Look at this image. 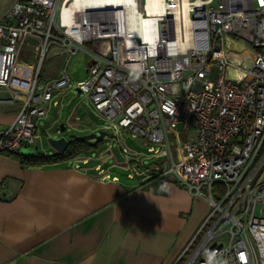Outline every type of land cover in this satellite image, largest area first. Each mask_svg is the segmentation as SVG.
<instances>
[{
    "label": "built area",
    "instance_id": "built-area-1",
    "mask_svg": "<svg viewBox=\"0 0 264 264\" xmlns=\"http://www.w3.org/2000/svg\"><path fill=\"white\" fill-rule=\"evenodd\" d=\"M29 40L65 65L43 81L31 66L13 87ZM80 50L91 59L77 90L105 122L94 140L119 149L128 177H171L209 203L178 264H264V0H16L0 20V86L21 107L0 153L41 137Z\"/></svg>",
    "mask_w": 264,
    "mask_h": 264
},
{
    "label": "crops",
    "instance_id": "crops-1",
    "mask_svg": "<svg viewBox=\"0 0 264 264\" xmlns=\"http://www.w3.org/2000/svg\"><path fill=\"white\" fill-rule=\"evenodd\" d=\"M15 1L0 0V20ZM31 42L19 54L13 87H26L36 66ZM53 106L38 120L36 142L0 153V264H178L210 208L207 199L171 177L118 174L115 168H125L121 155L114 147L105 151L104 138L95 156L80 151L58 162L23 163V155L56 152L42 145L41 131H62L56 115L44 121ZM20 107L21 101L0 86V129ZM73 115L67 123L75 126Z\"/></svg>",
    "mask_w": 264,
    "mask_h": 264
},
{
    "label": "rangeland",
    "instance_id": "rangeland-1",
    "mask_svg": "<svg viewBox=\"0 0 264 264\" xmlns=\"http://www.w3.org/2000/svg\"><path fill=\"white\" fill-rule=\"evenodd\" d=\"M90 59V55H88L84 50H80L73 54L67 62V73L72 80L71 88L67 87L63 93L56 95V99L59 101V104L49 109L48 117L44 120L45 122H50L56 115L59 120L58 122L64 123L65 129L58 132L54 130V128L50 127L48 129L49 131L46 133V131L41 128L43 134L42 145L45 146L49 151H51V149H49V138L65 136L68 140H71L72 137L69 136L70 133L81 135L95 132L96 135H98L99 132L103 130L102 124L105 122L98 117L92 104L85 100L84 93L78 92L76 87V82L86 77L87 63ZM65 62L66 59L61 58L60 56L48 55L45 56L41 61L39 59L36 60L35 65L39 68L40 72L39 80L43 81L59 75V72L64 67ZM213 76H215V70L213 72ZM72 113L74 115L73 118H71V121H74L75 126L67 123ZM75 115H80L82 117L81 120L75 119ZM108 131L113 132L112 129H109ZM124 136L131 145L145 149V147L141 145L140 141L130 138L126 133H124ZM89 140L90 142H94L93 139ZM114 148L119 151L116 146ZM88 154L95 156L97 151L91 150L88 151ZM115 171L122 176H125L128 172L126 168L119 166L115 168ZM203 189L206 188L203 187ZM226 238L227 234L224 233L219 239L225 241Z\"/></svg>",
    "mask_w": 264,
    "mask_h": 264
},
{
    "label": "trees",
    "instance_id": "trees-1",
    "mask_svg": "<svg viewBox=\"0 0 264 264\" xmlns=\"http://www.w3.org/2000/svg\"><path fill=\"white\" fill-rule=\"evenodd\" d=\"M102 139L98 138L94 142H90L89 139H75L72 138L69 140V144L64 151L52 154H42L37 153L34 155H23L21 156V161L25 164H45L51 162H58L64 160L68 157L75 155L80 151H91V150H99L102 147Z\"/></svg>",
    "mask_w": 264,
    "mask_h": 264
},
{
    "label": "water",
    "instance_id": "water-1",
    "mask_svg": "<svg viewBox=\"0 0 264 264\" xmlns=\"http://www.w3.org/2000/svg\"><path fill=\"white\" fill-rule=\"evenodd\" d=\"M61 129L62 130L64 129L63 124H61ZM105 133H106L105 131H100L98 135H104ZM98 135H96L95 132H90V133L81 134V135L70 133L69 136L72 138H75V139H94ZM48 142L51 145V147H53L58 152L64 151L69 144V140L65 136H59L56 138H49Z\"/></svg>",
    "mask_w": 264,
    "mask_h": 264
},
{
    "label": "bare ground",
    "instance_id": "bare-ground-1",
    "mask_svg": "<svg viewBox=\"0 0 264 264\" xmlns=\"http://www.w3.org/2000/svg\"><path fill=\"white\" fill-rule=\"evenodd\" d=\"M149 3H151V0H149ZM240 44H241V43H240ZM244 55H246L245 52L242 53V54H240V53H234V54H233V58H234V59H240V58H241L242 56H244ZM230 72L233 73V72H234L233 69L230 68Z\"/></svg>",
    "mask_w": 264,
    "mask_h": 264
}]
</instances>
